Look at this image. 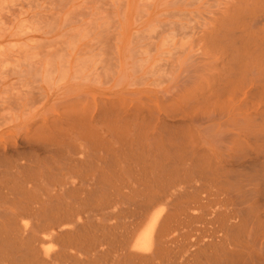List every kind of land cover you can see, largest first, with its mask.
Returning a JSON list of instances; mask_svg holds the SVG:
<instances>
[{
    "label": "rangeland",
    "instance_id": "obj_1",
    "mask_svg": "<svg viewBox=\"0 0 264 264\" xmlns=\"http://www.w3.org/2000/svg\"><path fill=\"white\" fill-rule=\"evenodd\" d=\"M255 87L264 0H0V166L43 160L59 143L82 149L77 134L103 138L94 153L117 150L113 125L190 123L224 103L256 114L237 105ZM39 139L48 148L37 152ZM246 148L243 159L259 160Z\"/></svg>",
    "mask_w": 264,
    "mask_h": 264
},
{
    "label": "bare ground",
    "instance_id": "obj_2",
    "mask_svg": "<svg viewBox=\"0 0 264 264\" xmlns=\"http://www.w3.org/2000/svg\"><path fill=\"white\" fill-rule=\"evenodd\" d=\"M237 105L259 112L224 103L190 123L113 125L119 147L102 153L93 149L103 138L77 134L82 149L59 143L15 170L4 162L7 186L2 162L0 264H264V127H254L264 87ZM250 139L257 163L244 153ZM251 167L260 169L244 175ZM106 188L124 192L109 199Z\"/></svg>",
    "mask_w": 264,
    "mask_h": 264
}]
</instances>
